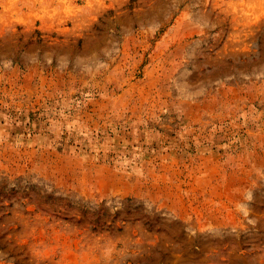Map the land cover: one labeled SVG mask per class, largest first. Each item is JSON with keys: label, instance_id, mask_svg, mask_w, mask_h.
Segmentation results:
<instances>
[{"label": "rangeland", "instance_id": "rangeland-1", "mask_svg": "<svg viewBox=\"0 0 264 264\" xmlns=\"http://www.w3.org/2000/svg\"><path fill=\"white\" fill-rule=\"evenodd\" d=\"M0 264H264V0H0Z\"/></svg>", "mask_w": 264, "mask_h": 264}]
</instances>
